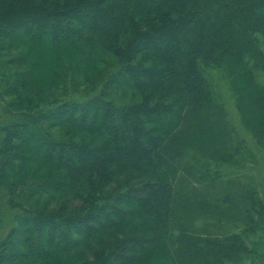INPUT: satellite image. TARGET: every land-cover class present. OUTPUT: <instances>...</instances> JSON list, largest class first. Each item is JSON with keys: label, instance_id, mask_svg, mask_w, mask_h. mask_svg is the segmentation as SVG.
<instances>
[{"label": "trees", "instance_id": "trees-1", "mask_svg": "<svg viewBox=\"0 0 264 264\" xmlns=\"http://www.w3.org/2000/svg\"><path fill=\"white\" fill-rule=\"evenodd\" d=\"M46 39L92 50L51 72L58 81H36L46 58L29 65L26 42ZM0 41L16 54L12 105L25 112L0 147V183L16 209L0 264H228L250 253L246 233L195 238L171 227L183 213L170 166L194 132L212 134L200 121L215 64L236 67L264 131V87L249 67L264 74V0H0ZM107 57L118 66L111 85L130 102L42 97L68 69L102 77Z\"/></svg>", "mask_w": 264, "mask_h": 264}, {"label": "rangeland", "instance_id": "rangeland-1", "mask_svg": "<svg viewBox=\"0 0 264 264\" xmlns=\"http://www.w3.org/2000/svg\"><path fill=\"white\" fill-rule=\"evenodd\" d=\"M4 44L0 41V147L5 130L20 122L25 113L24 109L12 105L11 86L15 82L13 68L16 66L11 68L9 62L16 54ZM26 47L31 55L29 65L41 57L46 58V68L37 72L36 81L51 78L58 81L51 72L59 74L65 63L91 52V45L85 41L71 45L54 44L46 39L41 44L26 42ZM101 57L98 53L93 60L97 63ZM107 59L109 63L98 66L104 71L102 77L97 76L99 73L92 74L90 66L86 65L78 70L68 69L64 84L60 85L59 80L58 88H46L45 85V89H41L42 97L47 102L86 101L95 97L119 104L130 102L131 92L126 96L123 89L117 90L111 85L118 66L113 58ZM230 65L223 62L205 70L212 103L200 123L210 127L212 134L203 139L194 132L173 154L172 181L178 210L181 209L183 214L175 222L178 228L175 229L174 223L171 227L192 232L195 238L246 233L245 242L250 253L237 261H228V264H264V210L261 208L264 207V131L257 128L244 103V80L234 69L236 67ZM249 67L254 84L264 87L261 69L253 62ZM85 73L90 80L83 76ZM192 125L197 128L194 123ZM185 193L188 195L181 196ZM9 201L6 188L0 183V240L16 225V209L13 206L12 209ZM170 249L174 254L179 251L177 241L171 239Z\"/></svg>", "mask_w": 264, "mask_h": 264}]
</instances>
